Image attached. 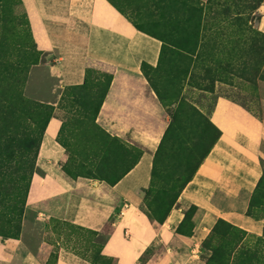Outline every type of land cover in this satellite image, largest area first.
<instances>
[{
    "label": "crops",
    "instance_id": "1",
    "mask_svg": "<svg viewBox=\"0 0 264 264\" xmlns=\"http://www.w3.org/2000/svg\"><path fill=\"white\" fill-rule=\"evenodd\" d=\"M20 1L38 46L51 59L49 62L44 57V62L30 67L24 86L26 97L56 105L65 87L83 84L88 66H110L112 80L96 123L110 136L142 149L136 165L113 186L70 182L60 176L65 158L64 148L55 141L60 122L50 120L36 166L46 180L57 182L65 191L62 220L100 231L115 217L114 230L102 254L115 259L116 264H204L200 246L218 219L246 235H262L264 219L249 217L246 211L264 172V114L254 116L219 97L209 113L220 131L218 140L164 222H151L142 202L150 185L153 154L167 121L141 66L156 67L161 42L134 29L107 0ZM258 12L259 28L264 33V3ZM109 21L122 22L129 31L102 24ZM258 92L263 94L264 83L258 85ZM34 181H38L35 176ZM78 188H85V193L75 192ZM183 203L200 213L196 219L191 218L189 232L177 230L184 219ZM206 221L213 224L207 226ZM44 248L43 243L34 250L30 248L23 224L18 239L0 237V264H44L36 255V250ZM55 264L91 262L60 248Z\"/></svg>",
    "mask_w": 264,
    "mask_h": 264
},
{
    "label": "rangeland",
    "instance_id": "2",
    "mask_svg": "<svg viewBox=\"0 0 264 264\" xmlns=\"http://www.w3.org/2000/svg\"><path fill=\"white\" fill-rule=\"evenodd\" d=\"M113 1L115 2V0ZM199 1L206 2V0ZM219 1L223 2V0ZM160 6L158 0H134L130 9L136 8L134 11H138V13L143 11L155 13ZM120 7L123 8L121 5ZM222 7H217V9L221 10ZM226 7H228L227 11L231 17H237L236 21H230L229 17L218 14L213 16L215 21L211 22L217 23L216 26L212 25L207 28L208 31L200 34L203 42L208 44L201 58L198 59L191 55L183 63H180L182 58L174 49L168 47V51L162 58L160 72L148 71L147 78L157 85L160 95L164 98L161 105L165 111L167 125L176 117V114L177 123L168 136L167 147L160 153L153 154L152 169L154 172L151 175V186L148 189L150 196L143 203L144 209L147 206L153 211L156 210L164 197L168 196L169 203L163 207L164 210L174 200L178 191L177 187L189 177L191 167L196 162L198 150L194 152L192 150L199 138L204 132H208L206 135L209 138L215 135L212 127L214 124L209 118V113L219 97L228 99L238 109L242 108L254 116L260 117L264 114V92L263 94L258 92V85L264 82L262 81L264 80V33L260 31L258 24L260 15L258 12L249 15V11L245 6L243 7V4L236 6L228 3ZM121 16L134 27L131 21L125 16ZM206 16L210 19L211 11H207ZM155 19L151 18L150 20L154 21ZM102 24L122 32L129 31L122 25V22L109 21L102 22ZM217 28L219 31L214 33ZM228 36L231 38L226 43ZM47 55L43 54L37 44L21 1L0 0V102L3 99L1 93L9 87L19 91V84L25 74L23 70L16 71V64L23 65V62H28L30 57H36L38 64L44 62L46 57L50 62L51 59ZM181 70L186 73L179 78L177 72ZM107 72V69L100 68L98 65H91L92 91H97V85L100 86L104 83L101 74ZM166 80L167 82H165ZM7 91L9 92V90ZM22 92L23 97L27 98L24 94V87ZM2 105L0 104V107ZM73 119L79 122L81 128L74 139L66 138L72 154L69 156L68 153H65L64 161L61 164L60 176L64 180L91 183L95 186L109 185L112 179L105 176L104 173L120 175L126 166L142 152L140 147L128 145V148H123L119 152L122 154L119 164L107 159L105 160L110 165L101 164L96 160V157H101L100 151L112 152L114 148L110 143L113 141L101 134V142L107 146L102 148L101 143L97 146V143L92 140L93 129L91 130V122L86 121L87 116L76 114ZM105 141L109 143H104ZM92 157H95V162L90 163L88 159ZM113 163L114 165H112ZM63 168L70 169L73 171L72 174H76V172L84 174L91 171L98 175H94L96 178L70 177L64 173ZM33 176L38 181L32 182L29 190L22 228L24 224L26 239L32 250L41 243L44 244L43 250H36L37 258L42 262L52 264L54 252L58 246L71 245L74 238L78 237L84 241L85 239L90 240V243L97 240L85 232L69 230L68 226L61 224L64 189L57 182L46 180L42 172H37ZM170 188L174 190L166 191ZM74 191L84 194L86 190L78 188ZM251 198H253L249 207L251 216L264 219V180L261 182L260 189ZM116 203L120 204L117 198ZM181 206L192 215L191 218L194 216L193 219L200 215L189 204L183 203ZM47 217L48 219L43 220ZM210 220L213 219L209 218L208 221ZM218 220L214 224L213 222H204L207 226L213 224L212 232L204 242L206 249L200 256L204 264H264V232L258 237L246 235L236 227L220 223ZM191 227L192 222L189 220L182 225L180 230L189 232ZM83 250L81 252H84ZM212 252H214L213 256ZM85 254L88 257H93L94 251H88ZM96 264L111 263L101 260Z\"/></svg>",
    "mask_w": 264,
    "mask_h": 264
},
{
    "label": "trees",
    "instance_id": "3",
    "mask_svg": "<svg viewBox=\"0 0 264 264\" xmlns=\"http://www.w3.org/2000/svg\"><path fill=\"white\" fill-rule=\"evenodd\" d=\"M107 1L119 14L125 16L131 21L137 31L161 42L160 54L156 67H150L146 64H142L141 66V71L157 96L160 104L164 100L160 95V89L147 77L148 71L154 73L160 72L163 61L162 58L166 51H168V47L174 49L182 58V60L179 61L180 63H183L188 56L191 55L199 59L202 57L206 45H208L203 42L200 34L208 31V27L212 25L216 26L217 23L211 22L215 21L213 16L218 14L220 16L229 17L230 21H236L237 17L233 18L229 15L226 4L231 3L236 6H241L243 4V7L245 6L249 11V15H252L255 12H258V8L264 3V0H223L222 3H220L219 0H206L205 3H202L199 0H158L162 7H158L155 13H148L147 11L138 13V11H134L136 8L130 9L134 0H118V2L117 0H115V2L113 0ZM120 5L123 6V8L120 7ZM217 7H222V9L218 10ZM207 11H211L212 17L210 19L206 16ZM151 18L156 19L151 21ZM217 31H219V28L214 30V33H217ZM230 38L231 36L227 37L226 43ZM223 40L224 38L222 41ZM215 48L217 49V47ZM222 49L225 48L222 47ZM35 58L36 57L28 58V62H23V65L16 64V71L23 70L25 74L19 84V91L8 86L9 89L7 90H9V92L5 90L1 93L3 99L0 104L3 105L0 107V237L3 239H18L20 236L27 197L32 186V177L37 172H40L36 166L40 143L50 120L57 119L60 122V128L56 133L55 141L64 148L65 153H68L69 156L72 153L66 138L74 139L77 136L78 130L80 131L81 128V125L78 124L79 122L73 119L76 114H85L87 116L86 121L91 122V130L93 129L92 132H94H91L92 140L97 143V146L100 143L102 148L107 146V144H102V137H100L101 134L105 135L107 139L113 141L110 143L114 148L112 152L104 153L100 151L101 157H96V160L101 164H109L105 159L113 160L119 164V159L122 156L119 152L121 149L129 147L128 144L124 143L119 138L110 136L96 123L98 112L112 80V67L100 64V68L105 67L104 69H107L108 72L101 74L104 83L100 86H98L99 84L97 85V91H92V80L90 81L91 67L88 66L85 70L83 84L65 87L61 92L56 105H51L29 100L22 95L30 67L38 64L37 59ZM184 73L186 72L182 70L178 71L177 77L180 78ZM165 82H167V80ZM176 117H174V119H172L167 125L155 153H160L165 147H167L168 136L177 123ZM212 127L215 135L212 138H209L208 135H206L208 132H204L199 138L197 144L192 150V152L198 150V156L196 157V162L191 167V173L189 177L177 187L178 191L174 200L171 201L170 204H168V207L164 210L163 207L169 203L168 196L164 197L162 203L156 207V210L154 211L147 206H145V209L143 208L144 201L150 196L148 189L151 186V176L150 185L148 189L144 191L142 202V210L146 213L151 222L155 221L154 223L161 225L170 210L177 204L182 189L192 179L194 173L220 136V131L216 127ZM104 143L109 142L105 141ZM141 154L142 152L138 154V157L135 160L131 161V163L126 166V169L120 175L115 173H104L105 176L112 179L109 185L113 186L129 170H131L138 162ZM88 161L90 163L95 162V157H92L91 159L89 158ZM186 161H188V158H186ZM83 162H85V160H83ZM112 165H114V163ZM63 171L70 177L96 178L94 175H98L93 174L91 171L84 174L78 172L72 174L73 171H70V169L67 168H63ZM153 172L154 170L151 169L150 175H152ZM263 180L264 172L253 194L260 189ZM174 189L170 188V190L166 191H173ZM166 191H164V193H166ZM252 199L253 198H250L249 206L246 211V215L249 217H252L249 211V207L253 202ZM191 208L194 209V211H197L194 206H191ZM191 216L190 213L185 211L184 219L182 224L178 227V231L182 232L180 228L186 221L191 220ZM152 218H154V221H152ZM218 221L220 223H226L220 219ZM114 223L115 217H112L105 223L100 231H94L62 220L61 224L68 226L69 230L85 232L89 234V236L95 237L97 240H93L90 243V240L85 239L84 241L78 237L74 238V242L71 245L63 244V246H58L56 252H54L55 255L52 264H55L56 255L61 247L90 261L91 264H96L101 260L116 264L115 259L106 257L102 254L103 246L114 230ZM65 242L70 243L68 240H65ZM204 242L200 246L201 251L206 249ZM82 249H84V252H81ZM88 251H94L93 257H88L85 254ZM213 255L214 252H212V256ZM43 263L47 264L45 262Z\"/></svg>",
    "mask_w": 264,
    "mask_h": 264
}]
</instances>
